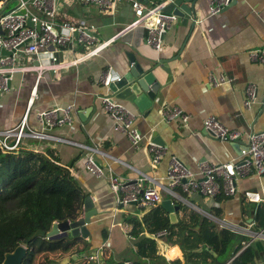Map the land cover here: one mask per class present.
<instances>
[{
    "label": "crops",
    "instance_id": "1",
    "mask_svg": "<svg viewBox=\"0 0 264 264\" xmlns=\"http://www.w3.org/2000/svg\"><path fill=\"white\" fill-rule=\"evenodd\" d=\"M48 1L56 4L57 22H77L84 18L97 27L101 39L114 36V40L77 65L58 72L44 71L37 81L36 94L31 103L29 98L36 82V71L15 70L10 88L0 91V129L18 123L26 110L28 123L41 128L37 118L39 110L72 104V123L55 126L51 130L98 148L95 154L97 161L125 184H133L138 177L146 174L148 177L143 180L142 187L160 185L161 199L171 198L174 204L182 202L211 218L217 228L220 227L215 218L255 229L250 214L251 205L256 207L264 203V199L250 201L243 193L245 189H253L264 197V176L254 171L236 180V192L231 195L184 194L176 186L174 190L187 198L188 202H184L164 186H169L166 173L171 155L177 156L196 173L202 162L218 163L239 157L240 149H235L231 141L206 132L203 120L207 115L213 114L229 128L240 129L243 133L248 129H264V62L250 55L253 50L264 55V0H235L217 13L209 10L211 0H199L200 9L192 29L190 19L183 24L177 17L165 31L159 50L146 42V27L141 23L123 30L135 17L129 0H117L109 9L85 0ZM128 52L135 54L143 68L154 65V72L163 84L158 103L147 115L127 103L135 113L134 125L144 135L137 147L132 145L125 132L113 128L112 119L103 109L99 97L109 91L100 81L102 71L110 65L112 77L124 74L131 63ZM161 58L167 61L169 72L159 66ZM22 61H27V58ZM221 74L231 79L223 83L213 82L211 78ZM249 82L256 85V98L250 106H245L244 89ZM173 106L189 114L187 122L182 123L179 118L164 112ZM156 135L162 140L156 142H161L166 149L160 161L152 163L146 142L149 138L154 140ZM245 137L244 133L242 138ZM22 144L35 150L47 146L56 148L61 162H73L72 171L86 194H93L97 213L88 224V256L103 245L115 261L134 259L136 237L127 235L123 217L125 214L142 216L150 208L136 203L118 204L107 176L97 177L86 169V151L83 148L69 142L39 138H24ZM216 206L220 207L218 215L214 211ZM178 209L175 211L176 218L181 215ZM103 228L108 231L106 238L102 236ZM144 233L153 237V232ZM238 233L249 238L237 252L250 246L257 264V256H264V238H251L248 234ZM257 240L263 242L259 241L255 247L253 243ZM158 241L162 243V249L166 245L175 246L173 250L178 252V257H182L180 246L168 242L166 234H161ZM157 247L161 253L158 242ZM99 258V262L89 259L94 264L103 263L100 253Z\"/></svg>",
    "mask_w": 264,
    "mask_h": 264
},
{
    "label": "built area",
    "instance_id": "2",
    "mask_svg": "<svg viewBox=\"0 0 264 264\" xmlns=\"http://www.w3.org/2000/svg\"><path fill=\"white\" fill-rule=\"evenodd\" d=\"M9 5L15 1V6L9 10H4L0 14V45L8 54H0V91H7L10 88V80L15 70H35L36 82L31 90L29 103L32 102L36 94V85L41 74L46 70L58 72L66 69L70 65H77L89 56L98 53L103 47L114 40V36L101 39L97 33V27L81 18L77 22L70 20L56 21V4L48 0H0L2 7L6 2ZM94 2L100 7L109 9L117 0H85ZM135 13V17L124 26L126 30L134 25L142 24L146 27V42L156 50L161 49L163 35L176 20L177 15L163 11L165 0L152 2V0H129ZM231 0H211L209 10L217 13ZM8 5V6H9ZM7 6V7H8ZM30 19L33 25H29ZM38 24V27H36ZM58 25V26H56ZM58 27V28H57ZM251 57L264 62V55L257 50L250 52ZM27 58V61L22 59ZM34 58V61L32 59ZM111 74V66H107L101 74L100 81L106 85L108 76ZM215 83H223L231 78L223 74L211 78ZM244 105L250 106L256 98V85L247 83L244 89ZM108 91L101 94L100 101L103 109L111 117L113 128L117 131L125 132L132 145L137 147L143 141L144 135L134 125L135 113L121 98ZM25 111L21 120L15 125L0 129V148L2 150L17 149L24 138H39L47 140H57L73 143L86 151L85 167L95 176L106 175L109 185L115 193L118 204H128L134 201L142 207H153L161 199L160 185H148L142 187V182L148 176L142 174L138 180L127 185L123 180L106 171L97 161L95 154L98 148L85 142L71 139L53 133L51 129L55 126L70 125L72 123V104L57 105L51 108L41 109L37 112V118L42 127L31 126L27 120ZM169 116L179 118L182 123L187 122L189 114L178 106H173L164 111ZM203 127L209 134L225 141H240V154L234 160H227L218 163L202 162L199 174L187 168L177 156L171 155L167 167V178L169 186H164L172 194L179 197L184 202L187 198L177 193L174 188L179 186L184 194L201 192L207 196H214L219 192L231 195L236 192V180L250 172H256L264 176V129H248L244 131L237 128H229L223 124L215 115H207L203 120ZM150 152L151 162H159L165 153V146L149 138L146 142ZM163 187V186H162ZM245 197L250 201H260L264 199L261 193L253 189L243 191ZM220 228H226L235 232L248 234L251 238H264V226L261 229H251L248 225L236 224L224 218H215ZM129 237H134L130 233V225L123 224ZM166 229L153 232V237L160 246L161 254L167 261L177 258V253L173 250L175 246L166 245L162 249V243L158 241L161 234H166ZM169 247V248H168ZM100 248L88 257L99 262ZM122 264H132V260L125 259Z\"/></svg>",
    "mask_w": 264,
    "mask_h": 264
},
{
    "label": "trees",
    "instance_id": "3",
    "mask_svg": "<svg viewBox=\"0 0 264 264\" xmlns=\"http://www.w3.org/2000/svg\"><path fill=\"white\" fill-rule=\"evenodd\" d=\"M1 8V6H0ZM70 138V137H69ZM73 139V138H71ZM73 162L64 163L56 148L41 150L20 144L17 149L0 148V262L6 251L19 243L27 246L21 264H56L67 255H75L70 264H94L88 258L90 242L81 235L58 236L54 238L30 236L40 228L48 231L53 222L78 218L84 211L87 195L72 171ZM224 193L219 192L215 196ZM181 215L170 221L169 212L161 203L150 207L142 216L125 214L123 223L130 225V233L135 235L136 257L132 264H165L166 258L159 252L156 240L145 234L165 228L167 240L177 243L182 249V257L172 260L176 264L203 263L218 260L216 253H224L232 245L230 257L243 246L248 236L217 228L209 217L177 201ZM214 210L218 215L219 206ZM257 227L264 226V203L251 212ZM107 229H102L103 238ZM201 247V248H200ZM101 264H122L115 261L105 246H101ZM227 264H256L252 248L246 247ZM258 264V263H257Z\"/></svg>",
    "mask_w": 264,
    "mask_h": 264
},
{
    "label": "water",
    "instance_id": "4",
    "mask_svg": "<svg viewBox=\"0 0 264 264\" xmlns=\"http://www.w3.org/2000/svg\"><path fill=\"white\" fill-rule=\"evenodd\" d=\"M57 1V0H56ZM163 6V11L175 13L177 17L181 18V22L186 24L190 19V29L194 26L196 22V17L198 9H200L199 0H165ZM235 0H231L230 3H233ZM10 1L6 2L0 8V14L7 8ZM227 7L225 5L223 8ZM222 8V9H223ZM27 23L33 25V22L28 19ZM38 27V24H36ZM2 32V30H0ZM9 50H6L0 45V54H8ZM127 56L130 60V65L126 72L118 77H112V74L108 76L106 87L112 91L113 95L118 98H121L125 103H130L133 105L139 112L147 115L158 103L160 98V92L162 88V83L159 82L157 74L154 72V65L150 67L143 68L136 59V56L133 52H128ZM155 63L157 60H154ZM158 64L165 71L169 72L167 66V61L164 58L158 60ZM129 105V104H128ZM160 138L156 135L154 141H161ZM160 142V143H161ZM235 149H240L241 142L238 140L231 141ZM159 143V142H158ZM93 194L89 193L84 198V211L76 219L69 220L64 219L61 221L53 222L51 228L48 231L43 229H36L30 238H33L37 235H42L50 238L58 236H74L81 235L82 237L87 238L89 236L90 230L88 224L91 221V218L97 213V208L95 202L93 201ZM130 203H135L134 201ZM159 203L163 204L169 212L170 221L174 222L176 218V209L179 207L178 204H174L171 198H162ZM122 205V203H120ZM27 251V246L24 243H19L12 250L6 251L4 257L0 264H21L22 259ZM242 250L235 253L238 255ZM75 255H67L60 258L57 264H69L72 258H76ZM234 257V256H233ZM233 257H230L224 264H227ZM197 264V263H191ZM199 264H219L218 260L211 262H203Z\"/></svg>",
    "mask_w": 264,
    "mask_h": 264
},
{
    "label": "rangeland",
    "instance_id": "5",
    "mask_svg": "<svg viewBox=\"0 0 264 264\" xmlns=\"http://www.w3.org/2000/svg\"><path fill=\"white\" fill-rule=\"evenodd\" d=\"M156 1H159V0H152V2H156ZM15 6V1L14 2H12L7 8H6V10H9V9H11V8H13ZM246 201V203H248V201L247 200H245ZM234 232V231H233ZM236 233H238V232H236ZM263 242V241H261V240H257V242L255 241L253 244H255V247L258 245V242ZM231 247H233L232 245H231ZM201 248V247H200ZM230 253H232V248H229L228 250H227V252H224V253H222V252H220V253H216V255L215 256H217V258L221 261V262H226L229 258H230V256H229V254ZM256 260V259H255ZM257 263L258 264H264V256H257ZM165 264H176L175 262H168L167 261V263H165Z\"/></svg>",
    "mask_w": 264,
    "mask_h": 264
},
{
    "label": "clouds",
    "instance_id": "6",
    "mask_svg": "<svg viewBox=\"0 0 264 264\" xmlns=\"http://www.w3.org/2000/svg\"><path fill=\"white\" fill-rule=\"evenodd\" d=\"M70 264V263H69Z\"/></svg>",
    "mask_w": 264,
    "mask_h": 264
}]
</instances>
